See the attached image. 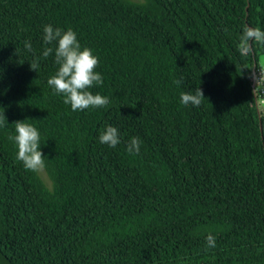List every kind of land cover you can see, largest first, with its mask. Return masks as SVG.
<instances>
[{"label":"trees","instance_id":"trees-1","mask_svg":"<svg viewBox=\"0 0 264 264\" xmlns=\"http://www.w3.org/2000/svg\"><path fill=\"white\" fill-rule=\"evenodd\" d=\"M46 25L99 58L103 84L88 90L106 107L72 111L48 85L59 65ZM245 27L264 31V0H0V264H264V104L259 120L251 86L264 43L242 52ZM198 88L201 105H183ZM26 119L47 181L9 138ZM108 125L114 148L99 141Z\"/></svg>","mask_w":264,"mask_h":264},{"label":"clouds","instance_id":"clouds-1","mask_svg":"<svg viewBox=\"0 0 264 264\" xmlns=\"http://www.w3.org/2000/svg\"><path fill=\"white\" fill-rule=\"evenodd\" d=\"M43 31L46 44H52L53 41L57 42L55 62L59 68L56 74L47 81L48 85L54 89L56 94L63 95L64 103L70 104L72 111L106 107L109 104L108 97L98 93L94 95L88 90L94 85L103 84L101 74L95 71L99 64V58L93 54L90 48L85 47L81 50L77 35L71 28L62 31L59 28L54 29L51 25H46ZM253 40L264 43V31L259 27H245L240 38V50L244 53L249 52L250 42ZM25 48L32 51L31 43L25 42ZM52 52V48H45L43 57L47 58ZM38 59L36 58L30 64L34 71L39 66ZM175 83L179 85L181 81H175ZM180 100L185 106L191 104L198 107L205 100V97L203 91L198 88L194 94L182 92ZM5 121L6 117L3 112L0 114V126H3ZM28 121L26 119L15 122L16 135L9 138L18 147L17 159L24 164L27 170L38 172L45 167V157L40 150V133ZM99 141L109 147H116L120 143L119 130L111 125L106 126L99 135ZM141 143L138 137H133L128 145L129 153L138 155ZM206 242L210 248L216 246L215 237L211 234L207 236Z\"/></svg>","mask_w":264,"mask_h":264},{"label":"built area","instance_id":"built-area-1","mask_svg":"<svg viewBox=\"0 0 264 264\" xmlns=\"http://www.w3.org/2000/svg\"><path fill=\"white\" fill-rule=\"evenodd\" d=\"M264 78H263V72L261 70H258L254 73L253 81L256 93H258V99L260 98V103L264 104Z\"/></svg>","mask_w":264,"mask_h":264},{"label":"water","instance_id":"water-1","mask_svg":"<svg viewBox=\"0 0 264 264\" xmlns=\"http://www.w3.org/2000/svg\"><path fill=\"white\" fill-rule=\"evenodd\" d=\"M251 86H252V89H253V92H254L253 93L254 94V99H255L256 108H257V112H258L259 120H260V111L258 110V98H257V95H256V90H255V87H254V84L253 83L251 84Z\"/></svg>","mask_w":264,"mask_h":264},{"label":"rangeland","instance_id":"rangeland-1","mask_svg":"<svg viewBox=\"0 0 264 264\" xmlns=\"http://www.w3.org/2000/svg\"><path fill=\"white\" fill-rule=\"evenodd\" d=\"M260 62H261V64L264 65V57H263V56L260 57ZM39 173H40V176H41L43 179H45V181H47L44 170H43V169L40 170Z\"/></svg>","mask_w":264,"mask_h":264}]
</instances>
